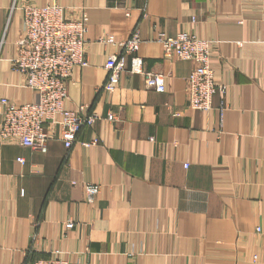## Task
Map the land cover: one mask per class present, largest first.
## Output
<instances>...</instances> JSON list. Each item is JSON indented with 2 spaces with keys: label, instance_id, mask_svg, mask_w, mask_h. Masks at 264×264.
<instances>
[{
  "label": "crops",
  "instance_id": "1",
  "mask_svg": "<svg viewBox=\"0 0 264 264\" xmlns=\"http://www.w3.org/2000/svg\"><path fill=\"white\" fill-rule=\"evenodd\" d=\"M31 3L60 4L67 18L85 10L87 65L73 68L66 106L101 118L68 149L58 129L45 151L0 140V264L55 250L88 264H264V0H0V100L16 104L35 99L10 64ZM186 30L219 42L210 61L226 89L208 111L187 105L194 62L155 41ZM133 31L163 92L135 74L102 88L115 48L97 38ZM86 183L100 187L92 202Z\"/></svg>",
  "mask_w": 264,
  "mask_h": 264
},
{
  "label": "built area",
  "instance_id": "2",
  "mask_svg": "<svg viewBox=\"0 0 264 264\" xmlns=\"http://www.w3.org/2000/svg\"><path fill=\"white\" fill-rule=\"evenodd\" d=\"M23 36L17 43V54L10 59L12 69L24 76L23 85L35 92L31 102L16 104L6 97L0 100V140L14 139L23 146L46 150V143L54 137L58 129L59 138L65 148H70L77 141L84 126H89L100 115L87 112L82 104L76 109L66 106L68 79L75 66L87 65V22L84 9L75 18L65 16V7L52 3L37 6L34 3L21 6ZM243 22V15L234 19ZM195 16L191 23L195 24ZM97 41L114 51L106 55L104 68L107 71L104 91L112 92L122 74H135L144 79L146 88L155 92L165 90V78L162 73L145 68L144 60L138 55L141 38L133 31L125 40H117L112 34L98 37ZM160 43L166 58H178L194 62V67L187 75V105L190 109L208 111L212 106L213 95L224 93L226 85L218 83L211 66V57L218 47V41L211 37H200L193 30H186L169 36L159 33L155 40ZM107 120H113V113H108ZM96 140L83 141L88 147ZM21 162L22 159H17ZM1 164V163H0ZM99 185L86 183V201L92 202L97 196ZM65 228L74 227L72 220L66 221ZM260 231V227L255 229ZM55 250L51 257H40L27 264H88L69 261ZM252 263L259 257L254 254Z\"/></svg>",
  "mask_w": 264,
  "mask_h": 264
}]
</instances>
